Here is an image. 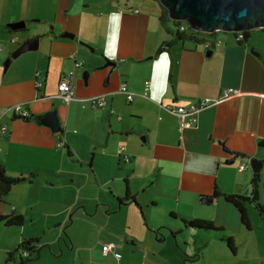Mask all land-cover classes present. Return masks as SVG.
Instances as JSON below:
<instances>
[{
  "label": "crops",
  "instance_id": "0c3cea01",
  "mask_svg": "<svg viewBox=\"0 0 264 264\" xmlns=\"http://www.w3.org/2000/svg\"><path fill=\"white\" fill-rule=\"evenodd\" d=\"M35 13L0 0V109L21 105L32 114L21 120L8 112L1 120L9 131L0 134V161L9 176L27 180L0 204V216L25 220L0 226V264H20L19 254L9 255L31 240L40 254L27 264H264V222L246 205L248 230L230 198L251 196L254 172L239 167L258 159L264 205V29L243 42L224 31L179 41L157 0L84 2L82 12L62 7L45 24L36 19L42 8ZM23 22V30L13 29ZM71 71L75 100L67 105L59 83ZM228 89L233 96L204 109L197 128L181 137L167 107L214 101ZM99 96L107 104L93 108ZM53 112L60 132L42 123ZM198 220L223 233L185 227ZM105 244L116 246L107 257Z\"/></svg>",
  "mask_w": 264,
  "mask_h": 264
},
{
  "label": "water",
  "instance_id": "95a60500",
  "mask_svg": "<svg viewBox=\"0 0 264 264\" xmlns=\"http://www.w3.org/2000/svg\"><path fill=\"white\" fill-rule=\"evenodd\" d=\"M169 11L174 22H186L190 28L198 32L214 33L224 31L236 33L264 29V0H157ZM26 23L13 26L15 30H23ZM63 38H73L63 34ZM38 41H35L37 43ZM83 44V43H82ZM32 42L26 43L18 53L31 48ZM87 46L86 44H83ZM255 53V50L252 51ZM88 73L85 74L87 77ZM43 125L49 126L54 132H60V121L57 112L47 115ZM264 147V140L259 144ZM234 164L235 161H227ZM250 167L254 173H261L263 165L258 159H252ZM213 198L205 199L212 203Z\"/></svg>",
  "mask_w": 264,
  "mask_h": 264
},
{
  "label": "trees",
  "instance_id": "16d2710c",
  "mask_svg": "<svg viewBox=\"0 0 264 264\" xmlns=\"http://www.w3.org/2000/svg\"><path fill=\"white\" fill-rule=\"evenodd\" d=\"M167 17H169V11L163 7V14L161 16V20L164 22L167 21ZM177 32H176V40H184L187 38L192 39H199L198 37L201 35L200 32L193 30L188 26L186 22H174ZM183 25H187V31L181 32L180 28ZM251 37L250 31H245V39H249ZM41 121L40 118H38ZM27 178L23 176L19 177H12L7 174V171L3 164L0 161V204L4 203L9 196L12 189L23 182H25ZM252 187V194L250 197H242V196H231V202L237 206L239 211L242 214L243 225L248 229L251 230L250 220L248 219L246 205H255L256 210L258 211L261 220L264 222V205L260 202L261 195L263 192V180L261 173H254L253 179L251 183ZM219 193L215 192V196H218ZM127 200L134 201V198L130 196L129 192H127ZM135 202V201H134ZM25 220L20 215H11V216H0V226L4 227H21L23 226ZM185 227L196 232H206V233H215L221 234L223 230L216 227L213 223L209 221H190L184 222ZM228 244V247L231 251L234 252L235 246L234 241L232 238H225L224 239ZM40 242L38 240H31L23 242L18 250L15 253L9 255L10 260L15 259V255L19 254L20 264H27L29 262L35 261L36 258L40 254ZM25 253L28 256H25Z\"/></svg>",
  "mask_w": 264,
  "mask_h": 264
},
{
  "label": "built area",
  "instance_id": "2783aa9c",
  "mask_svg": "<svg viewBox=\"0 0 264 264\" xmlns=\"http://www.w3.org/2000/svg\"><path fill=\"white\" fill-rule=\"evenodd\" d=\"M136 13H139V11H136ZM180 31L186 32L187 28L185 26H182L180 28ZM233 34L236 36L237 42L245 41V31H240V32H236ZM13 42H15V40H13ZM212 45L213 44L211 41L205 42V46L208 49H211ZM216 45H221V42L217 41ZM72 58L73 60H75L76 68L83 67L82 62H79L76 59H74V56H72ZM42 86H43L42 83L38 84V89L42 88ZM150 89H151V81H147L145 83L143 97L149 98ZM59 92H60V97L63 99V101L67 105L70 104L73 100H75V72L71 71L68 74H65L61 78L60 83H59ZM121 93L126 95L128 102L134 101L135 94L130 92L126 85L121 86ZM233 93H234L233 89H228L223 92L222 97L214 101L210 99H204L197 104H193L189 106H179V107L168 106L167 109L178 117L179 133L181 137L184 135L186 131L197 128L199 124V114L204 109H206L210 105L218 104L225 100L230 99L233 96ZM91 101H92L93 108L104 107L107 104L105 98L102 96L94 97ZM8 112L14 115L15 118H18L21 120H30L32 118L31 111L21 105L12 106L7 111L0 109V134H3V135L8 133L9 128L7 125L2 124L1 120ZM58 147L64 148L65 145L64 143L61 142L59 143ZM119 154L124 156L126 160H129V155L127 154L126 147L122 146L119 149ZM250 163H251V160H249V162L246 164H242L239 167V170L245 171L247 167L250 166ZM115 247L116 246L113 244L103 245V248H102L103 255L107 257L110 253L113 252ZM25 256H28V254L25 253Z\"/></svg>",
  "mask_w": 264,
  "mask_h": 264
},
{
  "label": "rangeland",
  "instance_id": "374dc122",
  "mask_svg": "<svg viewBox=\"0 0 264 264\" xmlns=\"http://www.w3.org/2000/svg\"><path fill=\"white\" fill-rule=\"evenodd\" d=\"M20 5H24L27 9H29L30 14H32V8L36 13L40 11V8H42L43 17L42 20L37 17V21H41V23H54L56 20V12L60 10L62 7H68L72 10V12H82V5L84 2L92 1L94 3L96 0H16ZM98 2L100 0H97ZM35 13V14H36ZM41 23H33V28H39L42 27ZM187 28L188 26L185 25ZM170 27L173 29L176 28L173 24H170ZM113 189L116 190L117 188L113 186ZM182 244H184L183 241H181ZM244 252V251H243ZM229 263V262H228ZM209 264H219V263H213L212 261ZM231 264V263H229Z\"/></svg>",
  "mask_w": 264,
  "mask_h": 264
}]
</instances>
